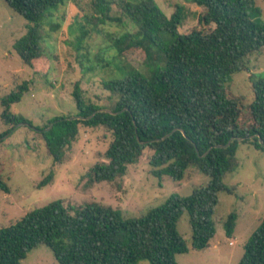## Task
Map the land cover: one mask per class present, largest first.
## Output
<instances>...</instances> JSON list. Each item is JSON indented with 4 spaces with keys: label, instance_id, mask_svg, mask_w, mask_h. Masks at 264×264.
Returning a JSON list of instances; mask_svg holds the SVG:
<instances>
[{
    "label": "trees",
    "instance_id": "16d2710c",
    "mask_svg": "<svg viewBox=\"0 0 264 264\" xmlns=\"http://www.w3.org/2000/svg\"><path fill=\"white\" fill-rule=\"evenodd\" d=\"M73 1L6 0L28 21L27 34L15 44L26 66L39 71L38 64L49 59L44 26L53 11ZM188 1L201 9L199 23L204 28L181 33L186 20L183 6L168 17L157 0H92L94 16L88 20L94 29L125 21L135 25L133 32L113 36L112 46L120 56L142 51L147 72L134 70L105 83L104 89L111 93L110 107L88 103L76 84L73 97L79 118L58 116L39 131L57 165L66 161L80 125L105 128L112 141L105 154L107 163L96 164L90 172L94 183L123 178L128 166L139 163L147 151L154 177L184 181L188 171L195 169L210 183L186 198L172 195L141 218L125 219L98 203L51 202L0 229V264H21L40 245L48 246L59 264H179L177 257L190 251L178 231L185 212L190 216L192 249L209 248L217 233L214 216L219 195L235 191L225 185V179L239 166V143L264 151V77L252 79L254 99L248 106L226 86L230 76L248 70L251 56L264 51V23L252 18L250 0ZM28 91L24 82L2 99V118L12 129L28 123L10 110ZM245 110L249 124L242 119ZM9 133L0 134V139ZM231 139L229 147L216 148ZM54 178L52 169L39 186L53 183ZM0 192H10L1 169ZM237 218L232 213L225 222L229 238ZM244 250L239 264H264V219Z\"/></svg>",
    "mask_w": 264,
    "mask_h": 264
},
{
    "label": "rangeland",
    "instance_id": "374dc122",
    "mask_svg": "<svg viewBox=\"0 0 264 264\" xmlns=\"http://www.w3.org/2000/svg\"><path fill=\"white\" fill-rule=\"evenodd\" d=\"M91 1L75 0L53 11L52 20L44 26V47L49 59L38 64L39 71H35L24 64L15 50L16 42L28 32V21L12 10L6 0H0V134L10 131L0 139V169L10 188L9 193L0 192V229L15 225L27 213L57 200L82 206L98 203L117 210L125 219L141 218L172 195L186 198L210 183L209 177L195 169L188 171L184 181L154 177L149 151L139 163L129 165L126 176L116 182H91L93 167L107 163L105 154L112 141L111 134L103 127L80 125L78 139L67 151L66 161L54 165L39 128L58 116L76 117L78 109L73 97L76 84H80L88 103L110 107L111 93L104 89L105 83L123 79L134 70L147 72L142 51L120 56L112 46L113 36L133 32L135 25L125 21L94 29V23L88 20L94 16ZM250 1L254 2L252 18L263 24L264 0ZM157 2L168 17L177 6L185 7L186 20L181 33L204 28L199 23L201 9L188 0ZM86 32L89 34L84 36ZM261 77H264V51L251 56L248 70L230 76L226 86L248 106L254 99L252 79ZM24 82H28L29 91L10 110L12 115L28 123L21 122L12 129V125L3 121L1 102ZM242 116L243 122L249 124L248 111ZM237 159V170L225 179V185L234 187L235 191L219 195L214 216L217 233L209 248L192 249L190 216L188 212L182 215L178 231L190 251L177 257L179 264H239L244 256L245 244L264 219V151L241 142ZM52 169L55 172L53 183L40 187ZM232 213L238 218L233 236L229 238L225 222ZM21 264L59 263L48 246L40 245Z\"/></svg>",
    "mask_w": 264,
    "mask_h": 264
},
{
    "label": "water",
    "instance_id": "95a60500",
    "mask_svg": "<svg viewBox=\"0 0 264 264\" xmlns=\"http://www.w3.org/2000/svg\"><path fill=\"white\" fill-rule=\"evenodd\" d=\"M76 118H79V117H74V118H72V120H74V119H76ZM252 138H254V137H251V139H252ZM233 140H234V139H231L227 145H218V146H216V148H226V147H229V146L232 144ZM239 140L243 141L244 138H240ZM261 142H262V141H261Z\"/></svg>",
    "mask_w": 264,
    "mask_h": 264
}]
</instances>
